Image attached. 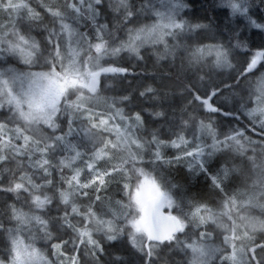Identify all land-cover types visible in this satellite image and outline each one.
Wrapping results in <instances>:
<instances>
[{
  "label": "snow or ice",
  "instance_id": "6c2138e0",
  "mask_svg": "<svg viewBox=\"0 0 264 264\" xmlns=\"http://www.w3.org/2000/svg\"><path fill=\"white\" fill-rule=\"evenodd\" d=\"M0 264H264V0H0Z\"/></svg>",
  "mask_w": 264,
  "mask_h": 264
},
{
  "label": "trees",
  "instance_id": "16d2710c",
  "mask_svg": "<svg viewBox=\"0 0 264 264\" xmlns=\"http://www.w3.org/2000/svg\"><path fill=\"white\" fill-rule=\"evenodd\" d=\"M36 2H37V0H33L34 6H36ZM195 3L197 5L204 4L205 3V0H195ZM207 3H211V0H207ZM200 186H201L200 184H196L194 190L199 189Z\"/></svg>",
  "mask_w": 264,
  "mask_h": 264
}]
</instances>
